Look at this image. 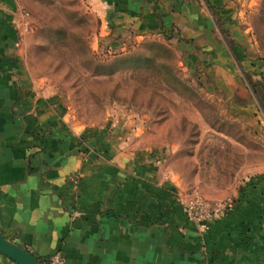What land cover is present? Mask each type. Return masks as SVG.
Returning <instances> with one entry per match:
<instances>
[{
	"label": "crops",
	"instance_id": "crops-1",
	"mask_svg": "<svg viewBox=\"0 0 264 264\" xmlns=\"http://www.w3.org/2000/svg\"><path fill=\"white\" fill-rule=\"evenodd\" d=\"M19 3L0 0V234L37 262L59 254L65 264H264V172L241 175L221 218L204 228L189 220L170 175L133 160L104 128L67 125L52 96L26 76ZM100 3L99 18L137 32L176 24L185 60L208 40L212 84L233 111L252 114L231 52L204 24L202 0ZM0 264L15 263L0 253Z\"/></svg>",
	"mask_w": 264,
	"mask_h": 264
},
{
	"label": "rangeland",
	"instance_id": "rangeland-1",
	"mask_svg": "<svg viewBox=\"0 0 264 264\" xmlns=\"http://www.w3.org/2000/svg\"><path fill=\"white\" fill-rule=\"evenodd\" d=\"M100 1L19 0L25 74L67 125L104 128L107 141L120 138L125 153L151 160L185 195L226 199L242 174L264 172V0H202L200 10L231 52L252 114L233 111L212 84L208 40L185 60L176 24L137 32L99 18Z\"/></svg>",
	"mask_w": 264,
	"mask_h": 264
},
{
	"label": "built area",
	"instance_id": "built-area-1",
	"mask_svg": "<svg viewBox=\"0 0 264 264\" xmlns=\"http://www.w3.org/2000/svg\"><path fill=\"white\" fill-rule=\"evenodd\" d=\"M24 21L21 22L22 26ZM264 171V166H263ZM228 206V202L223 199L204 198L193 191L184 196L182 207L186 217L198 223L201 227H206L208 223L221 218ZM39 264H65L59 254H53L47 257L44 262Z\"/></svg>",
	"mask_w": 264,
	"mask_h": 264
},
{
	"label": "water",
	"instance_id": "water-1",
	"mask_svg": "<svg viewBox=\"0 0 264 264\" xmlns=\"http://www.w3.org/2000/svg\"><path fill=\"white\" fill-rule=\"evenodd\" d=\"M0 253L11 259L15 264H39L36 258L27 250L4 238L1 234Z\"/></svg>",
	"mask_w": 264,
	"mask_h": 264
},
{
	"label": "trees",
	"instance_id": "trees-1",
	"mask_svg": "<svg viewBox=\"0 0 264 264\" xmlns=\"http://www.w3.org/2000/svg\"><path fill=\"white\" fill-rule=\"evenodd\" d=\"M154 45H156L155 43H154ZM247 83L249 84V87L252 89V86H251V84H250V81L249 80H247ZM253 93H254V90H253ZM262 109V108H261ZM264 111V110H263Z\"/></svg>",
	"mask_w": 264,
	"mask_h": 264
}]
</instances>
